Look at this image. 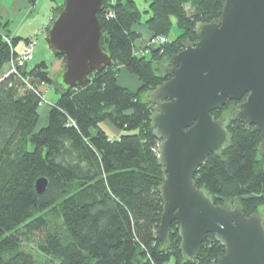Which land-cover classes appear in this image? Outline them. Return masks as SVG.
<instances>
[{"label": "trees", "instance_id": "trees-1", "mask_svg": "<svg viewBox=\"0 0 264 264\" xmlns=\"http://www.w3.org/2000/svg\"><path fill=\"white\" fill-rule=\"evenodd\" d=\"M104 2L97 14L99 46L108 50L110 65L91 73L85 86L59 91L39 129L40 92L4 77L13 55L4 38L18 51L21 41L0 23V264H39L23 245L32 234H43L38 252L48 264H212L224 253L214 236L207 235L196 260L186 262L174 224L169 250H159L162 173L145 95L167 79L157 75L155 64L180 51L184 41L194 42L195 24L217 19L223 0H145L149 37H168L173 20L179 31L148 55L135 53L143 47L135 44L141 34L133 26L143 15L135 0ZM121 67L137 78L138 90L118 84ZM27 74L53 83L44 61ZM231 104L211 114L219 118ZM104 123L120 134L110 137ZM225 127L230 143L196 171V186L216 205L238 204L245 216L260 212L264 218L261 136L237 121ZM38 178L47 180L42 194L34 189ZM50 215L61 222L59 231Z\"/></svg>", "mask_w": 264, "mask_h": 264}, {"label": "water", "instance_id": "water-1", "mask_svg": "<svg viewBox=\"0 0 264 264\" xmlns=\"http://www.w3.org/2000/svg\"><path fill=\"white\" fill-rule=\"evenodd\" d=\"M104 6V0H63L51 18L45 41L52 55L63 58L55 79L61 93L85 86L91 73L111 63L99 46L97 14ZM193 33L194 42L184 41L180 51L155 64L157 75L167 79L145 95L162 173L159 250H169L174 224L186 262L196 260L211 234L224 249L212 264H264L261 213L245 216L238 204L216 205L194 181L210 154L220 155L229 145L225 126L231 121L254 126L264 158V0H223L219 17L196 23ZM230 101L240 104L219 118L211 114ZM46 187L44 178L34 185L39 194Z\"/></svg>", "mask_w": 264, "mask_h": 264}, {"label": "crops", "instance_id": "crops-1", "mask_svg": "<svg viewBox=\"0 0 264 264\" xmlns=\"http://www.w3.org/2000/svg\"><path fill=\"white\" fill-rule=\"evenodd\" d=\"M145 1V0H144ZM136 2V0H135ZM146 3V2H145ZM55 0H51L50 2H47L45 0H33V2H30V0H11L10 7L11 10H8L4 8L3 6H0V23L1 24H7L10 30V34L12 37L20 38V41L34 39L36 37V31L39 30V34H46L47 27L51 21V18L53 17V9L57 6ZM137 5V3H136ZM147 8L148 4L146 3V8L142 9L141 12L143 13L140 23L133 26V31L136 33L141 34V38L139 41H137L136 47L140 48V46H143L145 44L146 38L149 36V32L147 31L145 21L149 18V14H147ZM22 11V12H21ZM21 14L16 18L18 13ZM16 18V19H15ZM39 18V19H38ZM145 18V19H144ZM144 19V20H143ZM15 20V21H14ZM23 26H26V30L29 29L27 34L24 32L22 35H20V31H23ZM26 35V36H23ZM33 36V37H32ZM36 39V38H35ZM21 44L18 45V48ZM63 63L61 60H57L53 66L52 69L55 70L54 72L57 74L60 71H62ZM51 72V71H50ZM49 72V76L50 73ZM52 75V74H51ZM120 75H123L125 78V83L119 82ZM119 79L118 84L124 88H127L129 91H136L139 89V82L136 77L130 75L127 73L125 68H120L119 72ZM48 116V115H46ZM47 121V117L45 119V124ZM106 126L107 132H112L113 136H118L120 133L115 130V128L108 124L104 123V127ZM110 136V135H109Z\"/></svg>", "mask_w": 264, "mask_h": 264}, {"label": "rangeland", "instance_id": "rangeland-1", "mask_svg": "<svg viewBox=\"0 0 264 264\" xmlns=\"http://www.w3.org/2000/svg\"><path fill=\"white\" fill-rule=\"evenodd\" d=\"M12 1H14V0H12ZM45 1L50 2L51 0H45ZM55 2L58 5L54 9H57L60 5H63V0H55ZM10 3H11V0H0V6H3L4 8H6L8 10H11ZM136 3H137V8L140 11L142 9L146 8V3H145L144 0H136ZM21 12L18 13L17 16H15V17L18 18V16L21 14ZM26 28H27L26 26H23V31H20L19 34L22 35L23 32L25 34H27L29 29L26 30ZM38 32H39V30L36 31V34H33V35H36V37H35L36 39L35 38L33 39V40H35V44H34V48H33L34 49V51H33V61L31 62L30 66L32 67V65L39 64L42 61H44L47 64V66H48L49 72L51 71L50 73L52 75L50 74V79L52 80L53 83L50 84V85H44L43 88H42L41 92H43V101H41V105H40V108H39L40 116H39V120H38L36 129L45 127L46 123L45 124H43V123L45 122L46 117H48L46 115H48L49 107L52 104L55 103V100L60 95L59 91L57 90L56 84H55V81H56L55 79L57 78V76H58L57 74L58 73L56 74L54 72L55 70L52 69L53 64L57 60H60V59L55 57L54 55H52L50 53L49 48H47V44H46V41H45V35H43L42 33L39 34ZM178 34H179V31L176 28L175 20H173V25L171 27V33H170V35L168 37H165L166 38V42H167V40H168V42L172 41V39L175 38ZM23 36H26V35H23ZM149 36L146 38L145 44L143 45L144 48H145V46L146 47L148 46V44L150 42V39L153 38V37H149ZM22 43H23V41L20 42V44H22ZM148 53H149V50L147 48V54ZM9 67H10V63L6 67V69L4 71L5 73H6V71L8 70ZM119 77H120V79H119L120 84L122 82L125 83V78L123 77V75H120ZM102 126L104 127V125H102ZM104 128H105V131L107 132L106 126ZM107 133L110 135V137L113 136L112 132L111 133L107 132ZM48 219H49V222H52V224L57 226L56 229H58V231H59V227H61V222L58 220V218L55 217V216L50 215ZM61 230H62V228L60 229V231ZM61 233H62V235H64L63 231H61ZM42 236H43V234H34V235L32 234V235H29V237H27V238L24 237L23 238V245H24L25 251L27 253L31 254L35 258L36 262H38L39 264H48V260L45 259L38 252V245H39V242H40Z\"/></svg>", "mask_w": 264, "mask_h": 264}, {"label": "built area", "instance_id": "built-area-1", "mask_svg": "<svg viewBox=\"0 0 264 264\" xmlns=\"http://www.w3.org/2000/svg\"><path fill=\"white\" fill-rule=\"evenodd\" d=\"M7 42L8 46H10V50L12 52V56L10 59V67L6 71L4 77L12 76L16 82L24 83L30 89H36L37 92H40L41 101H43V92L42 88L46 84L39 83L38 81L34 80L28 74V69L31 68L30 64L33 61V51H34V44L35 40L31 39L30 41L23 42L20 50L14 49L10 45V39L4 38ZM166 43V38L164 36H156L150 39L148 46L145 48L142 47L139 50L135 49V53L138 55H148L147 48L150 51L152 48L160 47L161 45Z\"/></svg>", "mask_w": 264, "mask_h": 264}, {"label": "flooded vegetation", "instance_id": "flooded-vegetation-1", "mask_svg": "<svg viewBox=\"0 0 264 264\" xmlns=\"http://www.w3.org/2000/svg\"><path fill=\"white\" fill-rule=\"evenodd\" d=\"M245 99H246V96L245 97H243L241 100H240V102H243V101H245ZM230 102H234V101H230ZM229 102V103H230ZM240 102H234L235 104H231V105H229V107L225 110V111H223L222 113H221V115L222 114H224V113H226V112H228V111H230V110H232L235 106H237V104L239 103L240 104ZM228 103V104H229ZM227 104V105H228ZM225 107H227V106H225ZM232 122V121H231ZM238 122V121H237ZM240 125L242 124L244 127H245V130H247V131H249V130H253V131H255L254 130V126L252 125L251 127H250V129H246V126L243 124V123H240V122H238ZM257 134H259L257 131H255ZM259 136H260V134H259ZM261 140H262V136H261Z\"/></svg>", "mask_w": 264, "mask_h": 264}]
</instances>
